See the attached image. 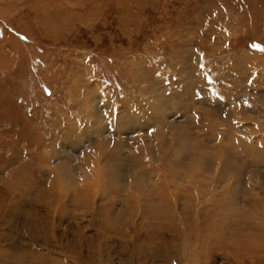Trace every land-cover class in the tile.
Instances as JSON below:
<instances>
[{"label":"rangeland","instance_id":"374dc122","mask_svg":"<svg viewBox=\"0 0 264 264\" xmlns=\"http://www.w3.org/2000/svg\"><path fill=\"white\" fill-rule=\"evenodd\" d=\"M7 262L264 264V0H0Z\"/></svg>","mask_w":264,"mask_h":264},{"label":"bare ground","instance_id":"6f19581e","mask_svg":"<svg viewBox=\"0 0 264 264\" xmlns=\"http://www.w3.org/2000/svg\"><path fill=\"white\" fill-rule=\"evenodd\" d=\"M105 133H107V135L109 134L110 135V133H111V131H109V129H106V132ZM106 135V136H107ZM17 180V179H16ZM13 184V189H15V188H20L19 186L20 185H23L24 183H22L21 181H19V180H17L15 183L13 182L12 183ZM16 184V185H15ZM20 184V185H19ZM36 187V186H35ZM24 190H25V192H27V188L25 189L24 188ZM39 191V190H38ZM24 194V193H23ZM76 194V193H75ZM79 194V193H78ZM25 195L26 194H24L23 195V197H25ZM23 199L21 198V201H22ZM3 264H15V263H13V262H7V263H3Z\"/></svg>","mask_w":264,"mask_h":264}]
</instances>
